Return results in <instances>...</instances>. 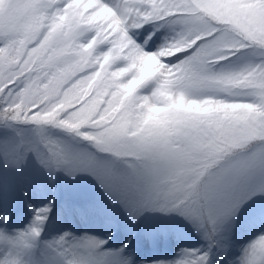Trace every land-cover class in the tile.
<instances>
[{
    "label": "snow or ice",
    "instance_id": "snow-or-ice-1",
    "mask_svg": "<svg viewBox=\"0 0 264 264\" xmlns=\"http://www.w3.org/2000/svg\"><path fill=\"white\" fill-rule=\"evenodd\" d=\"M148 24L138 45L129 33ZM162 28L163 43L144 51ZM237 53L239 64L216 67ZM0 125L35 136L0 144L9 164L30 151L50 176L88 172L130 219L175 213L212 247L242 206L264 197V0H0ZM49 212L0 234V264H131L122 250L101 251L106 241L68 233L26 261ZM171 264H209V254L184 249ZM231 264H264V234Z\"/></svg>",
    "mask_w": 264,
    "mask_h": 264
},
{
    "label": "rangeland",
    "instance_id": "rangeland-1",
    "mask_svg": "<svg viewBox=\"0 0 264 264\" xmlns=\"http://www.w3.org/2000/svg\"><path fill=\"white\" fill-rule=\"evenodd\" d=\"M107 2V0H106ZM154 31L153 25L148 24L139 30H134L129 33L130 38L134 40L138 45H144L145 37ZM168 35L166 29L162 28L159 32L152 37L147 46L144 47L146 52H154L157 46L163 43L164 38ZM136 37L138 41L136 40ZM237 62L234 65L239 64ZM225 66V65H224ZM222 67V66H221ZM220 68V67H217ZM10 133L13 140L3 136L0 137V144L15 145L16 140L20 139L24 142H31L29 138L28 129H20L16 127H10L5 130ZM19 134V135H18ZM49 138L59 141L60 143L68 146L73 152L85 153L86 151L78 147L84 143L86 146L91 147L88 142L70 137L69 143L56 137ZM56 135V134H55ZM24 159L18 166L9 164L4 158L0 157V234L7 237H14L20 232L26 231L33 222V217L37 209L43 207L55 208V214L50 219L49 223L45 227H42L41 235L34 242V248L29 257H26V261H39V257L36 253V247L41 245L42 252L45 251V245L51 241L58 239L60 236L68 233V239H80L84 236L96 238L98 240L106 241L101 251L117 252L121 251L129 243L132 233L125 239L119 240L115 235L114 222L116 219H121L122 222H132L138 218L144 219L145 222H154L159 218V221H163L168 225L173 218H176L180 227L185 229L195 230L192 225L181 216H177L175 213L162 214L153 211L142 212L135 220L129 218L126 208L114 201L109 194L105 191L99 180L88 172H78L74 176H69L63 170L56 171V178L51 179L48 171H46L36 159V155L30 151L22 153ZM105 163L104 161H98ZM107 164V163H105ZM108 165V164H107ZM117 171H125L120 165L114 168ZM4 172L8 174V177L4 176ZM9 178H14L15 183L8 181ZM60 182H58L59 180ZM64 195V200H61V193ZM249 200L244 206L241 207L239 212L241 217L239 222L234 224L233 220L225 224L217 237L219 241V249L216 250L217 263L218 264H231L241 254L244 247H246L257 236L264 234V223L257 216L253 214V211L249 209L248 205H252V201ZM91 200V201H89ZM118 208L112 211L110 207ZM22 208V209H21ZM260 209L259 207H254ZM21 210V212H20ZM27 215V220L24 218L22 224L13 225L11 227L6 225V221L14 218L18 219V216L23 217L22 212ZM238 212V213H239ZM120 214V215H119ZM158 221V222H159ZM24 222V224H23ZM86 229L87 233L83 230ZM17 232V233H16ZM89 232H95L90 234ZM127 233H124L126 235ZM178 238V236H177ZM118 241V242H116ZM151 238H145L144 242L149 246ZM160 247L163 248L166 239L162 240L160 236ZM170 245L174 247L172 258L163 256L161 254L152 253L147 255V259L141 255L138 259H133L131 264H171L172 261L178 258V249L185 247V245L173 244V239H170ZM174 245V246H173ZM112 248H117L112 250ZM186 248V247H185ZM123 251V250H122ZM121 251L122 258L126 259L125 255ZM152 259L156 261H152ZM165 259V260H164Z\"/></svg>",
    "mask_w": 264,
    "mask_h": 264
},
{
    "label": "trees",
    "instance_id": "trees-1",
    "mask_svg": "<svg viewBox=\"0 0 264 264\" xmlns=\"http://www.w3.org/2000/svg\"><path fill=\"white\" fill-rule=\"evenodd\" d=\"M245 54L244 53H237L235 56H232L228 61H222L221 63H225V64H229V65H234V64H236L237 62H239L240 61V58L242 57V56H244ZM10 127H16V125H12V126H10ZM10 127H5V126H3V125H0V137H3V136H5V134H6V129H8V128H10ZM252 205H248L249 206V209L250 210H254L253 211V214L255 215V216H260V218L262 217L263 219H264V197H262V196H257L252 202ZM254 207H259L260 209H255ZM178 216V215H177ZM242 215H241V213L239 212V213H237V215H236V217H235V219L233 220V223L234 224H236V223H238L239 222V219H240V217H241ZM157 222L156 223H158L160 226H163V225H165V223L163 222V221H159V219H155ZM159 221V222H158ZM172 221H178L176 218H173L172 220H171V222ZM170 222V223H171ZM156 223H154V222H152V224L154 225V224H156ZM146 230H148V229H146V227H144V232H146ZM192 231H194V232H196V230H192ZM200 238H202L201 236H200ZM217 240V239H216ZM217 242H218V244H219V241L217 240ZM214 263L215 264H218L217 263V253L215 254V259H214Z\"/></svg>",
    "mask_w": 264,
    "mask_h": 264
},
{
    "label": "bare ground",
    "instance_id": "bare-ground-1",
    "mask_svg": "<svg viewBox=\"0 0 264 264\" xmlns=\"http://www.w3.org/2000/svg\"><path fill=\"white\" fill-rule=\"evenodd\" d=\"M50 208V212H52V210H53V207H49ZM50 212L48 213V216H49V214H50ZM45 224V223H44ZM43 224V225H44ZM17 233V232H16ZM96 239V238H95Z\"/></svg>",
    "mask_w": 264,
    "mask_h": 264
}]
</instances>
